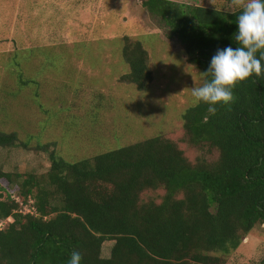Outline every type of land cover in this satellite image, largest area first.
Returning a JSON list of instances; mask_svg holds the SVG:
<instances>
[{
    "label": "trees",
    "instance_id": "1",
    "mask_svg": "<svg viewBox=\"0 0 264 264\" xmlns=\"http://www.w3.org/2000/svg\"><path fill=\"white\" fill-rule=\"evenodd\" d=\"M142 6L178 40L203 83L217 50L238 46L236 7ZM120 54L127 71L119 80L146 89L151 73L140 42L124 36ZM233 95L228 104L195 102L180 115L188 140L216 151L211 161L190 163L161 135L72 162L48 150L45 172L26 173L9 192L0 185V220L7 219L0 264H68L73 251L81 264H222L255 223L264 226V72L238 82ZM14 141L0 133V146ZM19 177L0 168L5 186ZM159 187L157 203L139 199ZM16 199L29 209L22 212ZM104 241L111 242L107 257L100 256Z\"/></svg>",
    "mask_w": 264,
    "mask_h": 264
},
{
    "label": "rangeland",
    "instance_id": "2",
    "mask_svg": "<svg viewBox=\"0 0 264 264\" xmlns=\"http://www.w3.org/2000/svg\"><path fill=\"white\" fill-rule=\"evenodd\" d=\"M170 1L185 9L235 8L231 0ZM167 33L142 0H0V133L15 136L0 146V168L20 175L0 185L9 192L26 173L45 172L51 149L72 162L155 135L174 142L190 163L215 159V150L191 143L181 127L203 78ZM124 36L146 51L151 80L144 90L119 80L127 71ZM163 192L146 189L139 199L157 203ZM110 246L102 243L101 257ZM222 264H264L263 224L255 223Z\"/></svg>",
    "mask_w": 264,
    "mask_h": 264
},
{
    "label": "clouds",
    "instance_id": "3",
    "mask_svg": "<svg viewBox=\"0 0 264 264\" xmlns=\"http://www.w3.org/2000/svg\"><path fill=\"white\" fill-rule=\"evenodd\" d=\"M231 3L240 10L235 33L238 46L217 50L203 72L204 83L191 90L196 103L228 104L234 99L233 89L238 82L264 72V0H231ZM208 111L214 114L216 108L210 106ZM81 259L80 252L73 251L68 264H81Z\"/></svg>",
    "mask_w": 264,
    "mask_h": 264
},
{
    "label": "built area",
    "instance_id": "4",
    "mask_svg": "<svg viewBox=\"0 0 264 264\" xmlns=\"http://www.w3.org/2000/svg\"><path fill=\"white\" fill-rule=\"evenodd\" d=\"M0 225H1V223H0ZM1 227V226H0Z\"/></svg>",
    "mask_w": 264,
    "mask_h": 264
}]
</instances>
